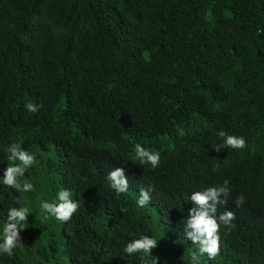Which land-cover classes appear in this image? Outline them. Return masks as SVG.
<instances>
[{"label": "trees", "instance_id": "16d2710c", "mask_svg": "<svg viewBox=\"0 0 264 264\" xmlns=\"http://www.w3.org/2000/svg\"><path fill=\"white\" fill-rule=\"evenodd\" d=\"M221 130L247 146L217 152ZM12 143L37 162L32 191L0 182V233L11 207L30 213L0 264H191L193 252L264 264V0H0V177ZM136 143L159 167L140 163ZM116 167L126 193L109 186ZM226 179L217 217L233 211L235 227L221 225L209 259L185 235L190 195ZM62 189L80 208L45 219L42 201ZM142 235L158 241L152 255L125 253Z\"/></svg>", "mask_w": 264, "mask_h": 264}, {"label": "clouds", "instance_id": "9594fccd", "mask_svg": "<svg viewBox=\"0 0 264 264\" xmlns=\"http://www.w3.org/2000/svg\"><path fill=\"white\" fill-rule=\"evenodd\" d=\"M42 105L33 102L25 104V108L30 113H36ZM218 137L223 139V143L217 145L215 150L220 152L221 148L229 147L236 150L247 146V141L243 136L230 135L221 130ZM9 153L8 160L11 162L3 170V176L0 182L3 185L13 188L17 191L29 192L34 189L33 183L25 177L28 168L34 165L36 156L24 150L19 143H12L7 148ZM135 155L140 163L151 165L152 169L159 167L161 155L159 152L151 151L141 143L135 144ZM107 179L109 186L117 194L126 193L129 188V179L125 175V167H116L108 173ZM151 188L140 189L137 204L144 207L151 201ZM229 181L226 179L223 184L208 187L203 191H195L190 195V201L194 204L188 211V218L185 223V235L188 240L196 244L199 253L207 254L209 259H214L220 253L219 230L221 225L229 231L235 227V213L231 210H225L217 217V208L219 205L227 204L230 195ZM245 203L243 194H240L235 204L237 207ZM45 219L55 218L60 222H68L74 213L80 208L79 201L72 198V193L68 189H62L57 194V200L49 202L42 201L40 205ZM29 208L26 206L11 207L7 212V220L0 233V254L11 256L13 250L21 243L20 231L24 229L23 225L27 222ZM157 240L147 235H142L127 243L124 252L133 255L142 252L145 255H152V249L157 247ZM158 257L152 260V264H158ZM191 264H199V257L196 252L191 254Z\"/></svg>", "mask_w": 264, "mask_h": 264}, {"label": "water", "instance_id": "95a60500", "mask_svg": "<svg viewBox=\"0 0 264 264\" xmlns=\"http://www.w3.org/2000/svg\"><path fill=\"white\" fill-rule=\"evenodd\" d=\"M256 54H259V50H256ZM117 122L123 127L126 128L130 125V118L129 115L125 112H120L117 115Z\"/></svg>", "mask_w": 264, "mask_h": 264}]
</instances>
